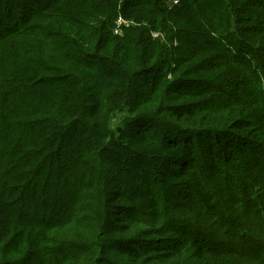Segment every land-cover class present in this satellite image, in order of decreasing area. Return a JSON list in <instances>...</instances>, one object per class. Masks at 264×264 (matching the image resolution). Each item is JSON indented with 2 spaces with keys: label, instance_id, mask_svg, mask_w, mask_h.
I'll return each instance as SVG.
<instances>
[{
  "label": "trees",
  "instance_id": "16d2710c",
  "mask_svg": "<svg viewBox=\"0 0 264 264\" xmlns=\"http://www.w3.org/2000/svg\"><path fill=\"white\" fill-rule=\"evenodd\" d=\"M0 264H264V0H0Z\"/></svg>",
  "mask_w": 264,
  "mask_h": 264
},
{
  "label": "built area",
  "instance_id": "2783aa9c",
  "mask_svg": "<svg viewBox=\"0 0 264 264\" xmlns=\"http://www.w3.org/2000/svg\"><path fill=\"white\" fill-rule=\"evenodd\" d=\"M117 22H118V23H120V24H121V23H126V24H127V21H125V20H122V18H121V17H120V18H118ZM116 32H117V33H120V32H119V30H117ZM154 35H155V36H157V33H155Z\"/></svg>",
  "mask_w": 264,
  "mask_h": 264
},
{
  "label": "rangeland",
  "instance_id": "374dc122",
  "mask_svg": "<svg viewBox=\"0 0 264 264\" xmlns=\"http://www.w3.org/2000/svg\"><path fill=\"white\" fill-rule=\"evenodd\" d=\"M122 20H123V18H122ZM130 22H131V21H130ZM130 22H129V23H130ZM117 23H118V22H117ZM118 24H120V23H118ZM119 32H120V31H119ZM119 34H120V33H119ZM153 35H154V34H153Z\"/></svg>",
  "mask_w": 264,
  "mask_h": 264
}]
</instances>
